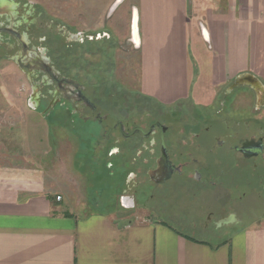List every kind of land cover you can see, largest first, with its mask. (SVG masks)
I'll return each mask as SVG.
<instances>
[{"label":"crops","instance_id":"obj_1","mask_svg":"<svg viewBox=\"0 0 264 264\" xmlns=\"http://www.w3.org/2000/svg\"><path fill=\"white\" fill-rule=\"evenodd\" d=\"M133 7L142 96L167 107H208L239 75L264 85V0L194 4L192 15L188 0ZM0 140V264H264V219L210 238L166 217L123 214L116 194L106 211L94 212L71 156L47 180L43 168L27 166L19 139ZM56 174L73 183L75 199L52 187Z\"/></svg>","mask_w":264,"mask_h":264},{"label":"flooded vegetation","instance_id":"obj_2","mask_svg":"<svg viewBox=\"0 0 264 264\" xmlns=\"http://www.w3.org/2000/svg\"><path fill=\"white\" fill-rule=\"evenodd\" d=\"M41 15L28 3L0 0V60L24 73L31 108L43 121L99 124L105 158L125 170L119 184L103 189L116 194L123 214L166 217L182 232L210 238L264 219V90L235 78L213 106L175 105L163 120L109 117L53 58L50 42L62 29L45 33L51 26L37 23ZM66 39L84 45L93 37ZM110 173V180L118 176Z\"/></svg>","mask_w":264,"mask_h":264},{"label":"rangeland","instance_id":"obj_3","mask_svg":"<svg viewBox=\"0 0 264 264\" xmlns=\"http://www.w3.org/2000/svg\"><path fill=\"white\" fill-rule=\"evenodd\" d=\"M13 1L36 6L37 11L42 12L41 21L37 23L45 22L51 26V29L44 28L45 33L62 29L60 38L49 41L52 54L56 55L53 58L60 67L72 69L89 87L88 91L98 107L109 117L145 119L149 114V117L163 120L167 111L175 107L159 105L136 89L138 47L131 41V16L136 10L133 6L137 0H121L119 3L118 0ZM193 3L201 7L204 3L217 5L218 0H188L190 15ZM69 33L89 35L93 39L84 45L65 44ZM86 71L89 76L85 75ZM28 94L24 73L13 62L0 60V139L8 136L16 142L19 139L21 144L18 142L17 149L27 154V166L43 168L47 180L51 179L58 165H68V157L71 156L73 169L84 175L82 185L88 191L92 210L106 211L107 205L116 199L113 192L109 194L103 189L107 185L111 187L112 183L119 184L125 170L119 160L108 163L107 158L100 157L108 144L102 137V128L92 121L81 123L69 119L70 123L63 125L51 120L45 122L39 113L32 110ZM0 148H3L1 140ZM127 160L131 161L130 158ZM114 171L118 176L110 180V172ZM54 178L52 187L75 199L77 194L73 183L62 175L56 174Z\"/></svg>","mask_w":264,"mask_h":264},{"label":"water","instance_id":"obj_4","mask_svg":"<svg viewBox=\"0 0 264 264\" xmlns=\"http://www.w3.org/2000/svg\"><path fill=\"white\" fill-rule=\"evenodd\" d=\"M121 0H118L117 3H119ZM136 14H137V10H136ZM132 21H133V13L131 16V36H132ZM137 32H138V37H139V31H138V14H137ZM131 41L133 43V39L131 38ZM134 44V43H133ZM136 47H138V45L134 44ZM238 82L239 83H244L246 85H251L255 88H259L264 90V85L260 82V80L258 78H256L253 75L250 74H245V75H239L238 77ZM245 81V82H244Z\"/></svg>","mask_w":264,"mask_h":264},{"label":"bare ground","instance_id":"obj_5","mask_svg":"<svg viewBox=\"0 0 264 264\" xmlns=\"http://www.w3.org/2000/svg\"><path fill=\"white\" fill-rule=\"evenodd\" d=\"M132 37H133L134 43L136 45H138L139 38H138V32H137V14H136V10H134V12H133Z\"/></svg>","mask_w":264,"mask_h":264},{"label":"built area","instance_id":"obj_6","mask_svg":"<svg viewBox=\"0 0 264 264\" xmlns=\"http://www.w3.org/2000/svg\"><path fill=\"white\" fill-rule=\"evenodd\" d=\"M55 199L56 200H59L60 199V196L59 195H56Z\"/></svg>","mask_w":264,"mask_h":264}]
</instances>
